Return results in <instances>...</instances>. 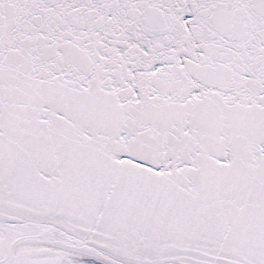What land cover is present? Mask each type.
Instances as JSON below:
<instances>
[{
	"label": "snow or ice",
	"instance_id": "1",
	"mask_svg": "<svg viewBox=\"0 0 264 264\" xmlns=\"http://www.w3.org/2000/svg\"><path fill=\"white\" fill-rule=\"evenodd\" d=\"M0 264H264V0H0Z\"/></svg>",
	"mask_w": 264,
	"mask_h": 264
}]
</instances>
